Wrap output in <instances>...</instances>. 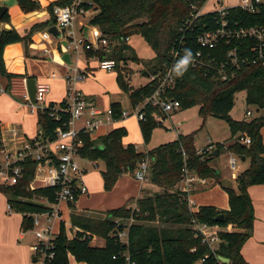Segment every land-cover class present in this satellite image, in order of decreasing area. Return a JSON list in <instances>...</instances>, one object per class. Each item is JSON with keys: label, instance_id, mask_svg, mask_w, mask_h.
<instances>
[{"label": "trees", "instance_id": "1", "mask_svg": "<svg viewBox=\"0 0 264 264\" xmlns=\"http://www.w3.org/2000/svg\"><path fill=\"white\" fill-rule=\"evenodd\" d=\"M74 0H58L48 8L51 19L37 24L26 36L15 29L0 31V76L9 81L19 75L10 74L6 70L5 49L13 44L24 45L25 54L29 56L31 35L37 30L56 24L55 7H67ZM208 0H86L82 5L94 16L91 26L99 28L103 36L111 43V53L100 52L98 56L114 59L117 62V82L120 88L129 95L131 106L141 105L159 88V80L152 81L132 90L129 85L133 71L127 67V61L140 64L138 55L132 51L128 38L141 37L155 54L154 63L149 67L150 78L164 73L165 68L173 69L180 60L173 57L174 49L191 51L192 55L202 52L205 57L215 59L217 63L225 62L228 52L238 48L244 56L251 57L250 48L256 43L253 39L236 40L228 45L221 40L215 50L203 49L198 44V37L206 32L220 29L221 15L210 13L197 14L205 7ZM220 2V1H219ZM21 10L30 14L41 10L36 0H17ZM225 20L231 29H264V4L258 11L251 13L241 7H233L226 11ZM9 11L0 18V24H10ZM117 43L114 47L113 44ZM129 54V55H128ZM92 56L91 53H87ZM194 70L188 67L183 75L174 72L175 88L167 93V97L181 103V110L200 107L199 116H208L225 120L231 130L232 137L226 143L216 145L218 155L232 153L245 157L250 161L249 168L238 175V189L226 188L229 196V210H221L216 206L206 205L194 209L190 205V193L180 188L184 171L190 170L200 179H217L210 162L214 158H205L196 151L194 135H180L174 142L161 145L147 153L140 152L133 144L125 145L128 132L125 128H117L104 137L93 140L83 135L84 147L81 155L90 162H103L105 170L102 178L106 191H112L124 174L135 175L145 161H151L148 181L163 190L161 194L140 198L138 209H131L128 203L118 209L105 213L91 210L77 212L75 204H69L72 210L70 222L77 232L69 238L65 224L61 222L60 231L54 242V257L48 264H71L70 257L83 264H218V259L203 237L195 230V225L219 227L221 243L216 254L229 260V264H250L243 256V248L251 239L255 225V208L249 189L264 185V115L250 121H236L231 117L236 96L246 93V103L264 112V64L253 66L242 65L235 70V75L228 81L218 78L216 71ZM56 107H66V101L56 105L51 103L48 109L38 112L39 130L43 132L42 140H54L59 129H64L70 114L59 112L52 116ZM114 119L122 117L123 107L119 103L112 104ZM145 121H140L143 139L148 143L153 132L160 123L156 115L162 113L152 107L144 109ZM59 118V119H57ZM166 118V116H163ZM238 139L235 140V138ZM250 138L251 144L242 143ZM1 139V126H0ZM3 145L0 142V150ZM207 154V151H205ZM205 154V157L208 155ZM187 157V158H186ZM25 175L14 187L0 185V193L8 201L15 213L23 216L21 229L24 232L34 229V217L51 212V208L37 202L38 198H46L56 204L54 188H39L31 191L38 164L28 161L24 164ZM135 210V211H134ZM225 216V221L217 222V218ZM132 220L130 224L124 221ZM159 221L163 227L149 225ZM173 226V227H171ZM125 234V236H121ZM94 238L104 239V247L93 245ZM125 238V239H123Z\"/></svg>", "mask_w": 264, "mask_h": 264}, {"label": "built area", "instance_id": "2", "mask_svg": "<svg viewBox=\"0 0 264 264\" xmlns=\"http://www.w3.org/2000/svg\"><path fill=\"white\" fill-rule=\"evenodd\" d=\"M84 1L86 0H74L73 3L67 7H55L54 18L56 24L51 26V28L56 27L60 31L62 38H56L49 33H44L42 38L45 41L51 40L52 37L56 38L59 42L69 41L70 48L74 51H83L85 55H87L88 52L92 54V56H88L87 59L90 68H93L91 61H96L94 69L101 71H116L118 64L114 59H101L98 56L100 52L108 54L112 51L110 41L107 37L103 36L100 30H96L94 42L90 41L88 35L87 37L85 36L83 30L81 31L80 38L77 39V32L74 26L75 20L78 16L88 12L82 5ZM217 3L219 4L220 2ZM262 4H264V0H240L239 5L233 7H241L251 13H255ZM233 7L215 8L207 12H204L203 8L197 14L196 18L205 14L219 13L222 18L220 29L200 35L197 39L198 44L201 48L212 51L218 47L221 40H226L228 45H232L236 40L253 39L256 43L250 48L252 56H244L243 53L238 51V48H233L228 52L225 62L217 63L215 59L205 57L202 52H198L192 55L193 60L188 67L194 70H203L205 72L211 69V72L216 71L220 80L228 81L235 75V70L239 69L242 65L251 64L253 66H258L264 64V29H231L225 17L226 11ZM127 42L130 44L131 38H128ZM116 44L117 43H114L113 46L115 47ZM44 52L45 54H49L51 50L45 49ZM184 53V51L174 49L173 57L175 60H181ZM77 70L76 72L78 73L79 70ZM173 70V67L170 66L165 68L164 73L151 77L152 81L159 80V88L141 105L135 107L131 106V111L123 110L120 120L136 118L139 122L145 121L144 109L148 106L162 113V116L156 115L155 117L158 123L163 124V116L167 117L170 116V114L181 111V103L167 97V93L175 88ZM84 78L85 75L79 76V80H83ZM67 80L71 87L68 89L66 107L51 109V115L56 117L59 112L68 113L70 114V119L65 124L66 130L59 129L57 137L54 140H42L43 132L39 130L37 138L33 141H29L21 135V131L18 128H13L11 130V138L5 139L1 129L0 142L3 147L0 150V185L8 187L18 185L25 175L24 164L28 161H34L38 164V169L43 167L47 171L46 178L41 183L42 187L54 188L56 190V204L50 203L46 198L37 199L38 203L51 208V212L38 214L34 217V229L35 227H41V229L35 232L38 244L33 247V252L38 261L39 258L43 259L42 264H48L55 255L54 242L56 233L54 232V223L58 217H61V206L63 204H76L82 196L88 195V188L84 181V175L86 173L82 167V162L84 160L86 161L81 155V150L85 144L82 136L85 135L92 138L101 126L114 120L112 109L103 112L95 108L93 102L79 92L75 84L73 85L71 83L70 77H68ZM27 82L28 80H24L26 86L25 99L31 112L38 114L39 111L48 109L49 105L46 104V98L49 93V87L37 85L36 104H33L29 96ZM4 92V90H0V93ZM247 116L252 117L253 114L248 112ZM242 143L250 145L251 140L250 138H246L242 140ZM238 161V156H234L230 159L229 167L232 171L237 170ZM149 167L150 163L148 160L142 163L134 175L135 179L142 184L147 182ZM186 172L187 170L184 171L187 179L185 181L183 180V183H185V187L182 189L183 191L189 193L191 186L195 182H199L202 185L207 183L205 179H200L196 176L189 177ZM34 182L30 185L29 189L31 191L39 189L34 186ZM189 201L192 207L194 203L190 200V197ZM193 207H195V205ZM9 211L13 212L10 206ZM43 218H45V222H42ZM194 228L197 233L203 237V243L209 246L211 252H213L218 259V264H225L222 262L221 257L216 254L218 246L221 243L218 235L220 230L219 227H210L203 224L195 225ZM121 236H125V234Z\"/></svg>", "mask_w": 264, "mask_h": 264}, {"label": "rangeland", "instance_id": "3", "mask_svg": "<svg viewBox=\"0 0 264 264\" xmlns=\"http://www.w3.org/2000/svg\"><path fill=\"white\" fill-rule=\"evenodd\" d=\"M36 1H38V3L41 5V0H36ZM221 1H222V4L225 5L228 3L232 4L233 2H236L238 0H220V2ZM13 3H17V0H0V5L10 10L9 14L11 17V24L14 26L13 28L18 32L25 33L24 15L25 16L33 15L32 17L34 18L36 17L37 13L40 12L44 8L41 5L42 6L41 10L30 13V14H25L19 7L18 3L16 7L17 10L14 9L12 5ZM220 6L221 5L218 4L216 0H209L206 11L211 10L213 8L215 9L216 7L218 8ZM45 10H47V8ZM93 16H94V13L89 11V12H86L84 15L78 16L76 18L74 26L77 32V39L80 38L81 31L84 28H89L90 33H88V38L90 39L91 42L95 41L96 31L92 30L93 27L91 26V20ZM42 22H45V21H42ZM42 22L37 23V24H42ZM49 30H50V27L37 30L32 33L31 43L29 45L30 46L29 55L32 51V53H35L36 56L40 55L42 57L43 55L42 49L34 48L35 50H33V46L34 45L41 46L43 43L46 44L42 40L43 39L42 36L44 33H49ZM29 31L27 33H29ZM35 38L36 39L38 38L41 41L38 42L34 40ZM32 39L34 41H32ZM49 41L53 42L55 49L50 48L51 52L50 54H48V56H46L45 58L46 60L52 59L51 57H53L54 51H57L61 55V57L65 55L72 56V60H73L72 65L59 63L58 67H55V64L53 62H50L51 73L56 72L57 74H59V76L61 75H63L64 77L66 76L65 81L67 85V90L71 87V85L68 84L67 82L68 81L67 78L70 77V81L73 85L75 84L76 89L79 92H81L87 99H90L94 103H96L97 109L103 112H107L108 110L112 108L111 104H113L114 102H119L124 106V108L127 111H131L129 95L125 93L118 85L116 71L95 70L92 73H88V75L83 80H79V75L76 72V70H77L78 63L80 61L82 62L83 66L87 64L86 59H85L86 57L85 52L83 51L76 52L73 49H71L69 41L59 42L54 37H52L51 40ZM130 46L132 47V51H134L140 59V64H137L131 61L126 62L127 63L126 66L129 67L133 71V74L129 80L130 88L132 90H137L147 85L150 82L151 78H150V74L148 71H149L150 65L154 63L155 54L149 48V46L145 43V41L139 36L133 37L131 39ZM91 65H96V61H91ZM145 73L149 74L148 78L144 77ZM55 93L57 95V91H55ZM1 96H0V108L3 107ZM48 96L50 97L51 94H49ZM18 102L19 104H22L23 106L26 107L23 98H19ZM25 111H26L27 121L26 119H23V118H22L23 119L22 121L23 122L25 121V123L29 122V127L31 129H34L33 123L34 124L35 122L38 123V114L36 115L31 114V111L28 107H26ZM199 111H200V107H195V108H191L188 110H181L179 112L170 114V116H167L166 118H163L164 123L160 124L159 128H157L153 132L152 138L148 143L144 141L142 134H140V137L138 138L139 130L137 128V125H139L138 123L139 121L136 118L130 119L129 121L131 123V128L132 130H134L131 132L132 136L130 137V139L136 142L135 146L140 152L147 153L148 151H151L161 145H165V144L176 141L180 135H184V136L194 135V144H195L196 151L198 152V154L200 155L204 154V159L213 158L212 153L216 151L215 150L216 145H218L219 143H226L232 137L231 130H230L228 123L225 120L218 119V118L211 117V116H208L206 119H203L199 116ZM248 112H251L253 116L248 117L247 116ZM262 115H264L263 111L258 112L255 107L247 105L245 92L240 93L236 96L235 106L231 112V117L234 120L250 121L253 118L262 116ZM17 120L19 119L15 118V120L13 121L15 122ZM113 126H109V127L107 126V127H102L98 129V131L94 134V137L99 138V137L106 135L113 128ZM38 128L39 126H37L35 129L39 131ZM262 130H264V128ZM3 134L5 135L7 139L11 137V131H7V132L3 131ZM205 151H207L208 155L205 153ZM205 154L207 155L206 157H205ZM233 157L234 155L225 153V154L218 155V157L214 158L212 162H210L211 168H215L220 171V177H219L220 181H218L217 179H209L208 180L209 184L206 187L205 185H202L199 182H195L191 186L190 192H189L190 195L192 197L194 195H197L195 198L196 207H193L194 206L193 205L192 206L193 208L198 209L200 206L213 205V206H217L221 210H229L230 203H229V196L226 191V188L238 189L235 176L242 174L250 166V162L243 163L239 159L237 170L232 171L229 167V162H230V159ZM85 165L87 166L88 171L84 175V177L86 178V185L89 189V193L86 196H82L80 201H78L79 209H88V210H91L92 212L99 213L101 211H98V210H109V209L118 208L119 206H121L120 197H121L122 189L120 188L125 187L124 181L127 182L130 188V192H135V194L137 193L139 189V185L140 186L143 185L142 183L137 181L135 177L133 178L131 177L132 175L129 174L130 176L127 175L126 180H123V179L119 180L120 182L118 181L117 185L112 191H106L104 187L103 178H102V171L105 170V164L99 161V162H94V163H88ZM186 174H188L189 177L190 176L198 177L196 173L190 170H187ZM45 175H46V170L43 167H40L36 172L37 179H44ZM186 179H187V176L185 177V173H184L183 180L185 181ZM183 180L180 184V188L182 189L183 187H185V183H183ZM143 187L147 189V191L142 194L143 198L154 196L155 194L163 193V190L161 188L154 186L151 183L144 184ZM137 200L138 199H132L129 201L128 205L131 207V209H135V210L138 209ZM71 212L72 210L69 207L63 206L61 217H58L54 223L55 233L58 232L60 222L62 221L65 224V231L68 237L71 238L74 234H76L77 230L72 228L71 222H70ZM42 222H45V218L42 219ZM124 222H126L127 224H130L132 220H128ZM149 225L155 226V227H163V225L159 221L152 222ZM40 229L41 227H35V229L28 232L27 237H26L27 240L25 241L30 244L34 243L36 241L35 232H37ZM105 244L106 242L104 239L95 238L93 240L94 246L104 247ZM32 253H33V256H35L34 252ZM42 263H43V259L39 258V261L36 264H42ZM71 263L72 264H83V263H78L73 257H71Z\"/></svg>", "mask_w": 264, "mask_h": 264}, {"label": "crops", "instance_id": "4", "mask_svg": "<svg viewBox=\"0 0 264 264\" xmlns=\"http://www.w3.org/2000/svg\"><path fill=\"white\" fill-rule=\"evenodd\" d=\"M56 1H58V0H41V5L43 6L44 9H42V6H41L42 10L40 12H38L36 17H34V18L32 17L33 15H31V16H25L24 15L25 33H23V32H19V33L22 36H26V34H28L27 32L32 27L37 25V23H41L42 21H45L42 23L48 22L51 19V17H50L49 12H47V10H45V9L48 8L52 3H55ZM219 1L220 0H216V2H219ZM208 2L203 9L204 12H207L206 9L208 7ZM239 3H240V0L233 2L232 4L228 3V4L224 5V4H222V1H221L219 3L221 6L218 8L233 7V6L239 5ZM12 5H13L14 9H16L17 3H13ZM212 10H214V8L211 10H208V11H212ZM8 11H10V10L8 9ZM13 27L14 26L11 23L10 24H0V31L11 30V29H14ZM50 29H51V27H50ZM86 29L88 30V33H90L89 28H84L83 31L85 32ZM92 30H94V31L98 30L99 31V28L93 27ZM34 40H36L38 42L41 41L38 38L37 39L35 38ZM34 40L32 39V41H34ZM43 41L46 44L43 43L41 46L40 45H34L33 46V50H35L34 48L42 49V52H43L42 57L40 55H39L40 57L36 56V54L32 53V51H31L29 56H26L25 49H24L23 45L19 44V43L8 46L5 49V53H4L6 70L10 74L19 75V76L12 78L10 81L5 77L0 76V83H1L0 84V90L5 91L4 93H0V96L2 95L1 97H2V104H3V107L0 108V110H1V112H0L1 129H2V131L7 132V131H11L13 128H18L21 131V135L29 141L35 140L39 134V131L37 129H35L38 126L37 122H35V124L33 123L34 129H31L29 127V122L25 123V121L24 122L22 121L23 119H26V121H27V118H26L27 116H26V111H25L26 107H28L30 109V107L27 105V102L25 99L26 86L24 84V80L33 79L36 81L37 85H45V86L49 87V93L47 94V99H46L47 105H50L51 103L59 105V104L65 102L66 98H67V93H68L67 85H66V81H65L66 76L65 77L63 75L59 76V74H57L56 72L51 73V65H50V62H53L55 64V67H58L59 63L66 64L63 61L64 56L61 57V55L57 51H54L53 57H51L52 59L46 60L45 58H46V56H48V54H44L45 49L51 50L50 48L55 49V47H54V44L52 41H45V40H43ZM70 57H71V63H72V61H73L72 56L70 55ZM85 59H86V62H88V60H87L88 55H86ZM92 66H93V68H90L88 63L83 66L82 62L80 61L78 63V66H77V69L79 70L78 75L79 76L85 75V77H86L88 75V73L94 72L96 70V69H94L96 65H92ZM55 91H57V95H56ZM49 94H51L50 97L48 96ZM19 98L24 99V103H25L26 107L23 106L22 104H19V102H18ZM90 101H92V100H90ZM115 103H119V102H114L113 104H115ZM93 104L96 108V103L93 102ZM119 104H121V103H119ZM111 106H112V104H111ZM121 106L123 107V110L126 111V109L124 108V106L122 104H121ZM130 107H131V104H130ZM31 114L36 115L35 113H32V112H31ZM6 115H8V116H6ZM15 118L19 119V120H17L18 122L13 121V120H15ZM130 119H133V118L123 119V120H120V119L115 120L114 119L112 122L106 123L105 125L101 126L100 128L115 125L107 134L112 132L114 129L125 128L128 132V135L124 139V144L125 145H130V144L136 145V142H134L130 139V137L132 136L131 132L134 131L131 128V123L129 121ZM139 126H140V124L137 125V128L139 130L138 138L140 137V134H142L141 128ZM106 135H104V136H106ZM104 136H102V137H104ZM262 136H263V140H264V130H262ZM4 137H5V135H4ZM238 137L239 136H237L235 138V140L238 139ZM99 138H95L94 136L92 137L93 140H97ZM5 139H7V138L5 137ZM229 154L236 156L235 154H232V153H229ZM213 158H216V157H213ZM246 162H250V161L246 159ZM88 163H94V162H90L87 160L86 161L84 160L82 162V167L84 168L85 173H87V171H88L87 166L85 164H88ZM213 169H215V168H213ZM215 170H217L219 172V175H220V171L218 169H215ZM46 175H47V171H46ZM46 175H45L44 179L46 178ZM127 175H129V174H124L121 177V179L126 180ZM131 177L134 178V175H132ZM235 177L237 178V176H235ZM44 179H37L36 178V180L34 182V186L38 187V188H43L41 183ZM84 181L86 184V178L85 177H84ZM124 182H125V187L120 188V189H122L121 197H120L121 206H119L118 208L125 206L132 199L143 198L142 194L147 191V189L145 187H143V185L144 184H150V182L147 180V182H145L142 186L139 185V189H138L137 193L135 194V192H130V188H129L127 182L126 181H124ZM208 184L209 183L207 180L205 187L208 186ZM88 193H89V189H88ZM249 193L253 199L256 220H255L254 231H253L252 237L244 246L242 253H243L245 260L248 263H250V264H264V185L251 187L249 189ZM196 196L197 195H194L193 197L190 196V200L194 203L195 207H196V201H195ZM80 199L78 201H80ZM78 203L79 202H77L75 204L77 212L81 213L84 210H86V209H79ZM63 206L69 207V205L63 204L61 206V210L63 209ZM118 208L109 209V210H98V211L105 213L107 211L115 210ZM61 215H62V211H61ZM22 222H23V216L21 214L15 213L14 211L13 212L9 211V204H8L7 198L3 194L0 193V264H36V263H38V259L36 258V256H33V253H32L33 247L36 244H38V240L36 238V241L34 243H31V244L27 243L25 241V240H27L26 239L27 233L32 231V230L24 232L21 229ZM61 222H60V224H61ZM59 231H60V226H59L58 232L56 233V236L59 233ZM74 236H75V234L72 237H74ZM35 259H37L36 262H35ZM70 262H71V257H70Z\"/></svg>", "mask_w": 264, "mask_h": 264}, {"label": "water", "instance_id": "5", "mask_svg": "<svg viewBox=\"0 0 264 264\" xmlns=\"http://www.w3.org/2000/svg\"><path fill=\"white\" fill-rule=\"evenodd\" d=\"M8 11V8L4 7V6H1L0 5V18H2ZM49 34H51L52 36L56 37V38H62V35L60 33V31L56 28V27H52L50 30H49ZM88 35V30L86 29L85 30V36L87 37ZM63 61L67 64V65H71V57L70 55H65L63 57ZM144 77H149V74L148 73H145L144 74ZM27 87H28V92H29V96H30V99H31V102L33 104H36V91H37V84H36V81L33 80V79H29L28 82H27ZM218 156V151H215L213 154H212V157H217ZM239 159L245 163L246 162V158L245 157H239ZM215 174L218 175L219 172L217 170H215ZM217 222L219 223H222L225 221V216L224 215H221L220 217L217 218L216 220ZM221 260L223 263L225 264H229V260L228 259H225L223 257H221ZM37 261V259H35V262Z\"/></svg>", "mask_w": 264, "mask_h": 264}, {"label": "clouds", "instance_id": "6", "mask_svg": "<svg viewBox=\"0 0 264 264\" xmlns=\"http://www.w3.org/2000/svg\"><path fill=\"white\" fill-rule=\"evenodd\" d=\"M193 60V56L191 51L186 50L182 59L177 63V65L174 68V71L177 75H183L185 71H187L188 66Z\"/></svg>", "mask_w": 264, "mask_h": 264}]
</instances>
